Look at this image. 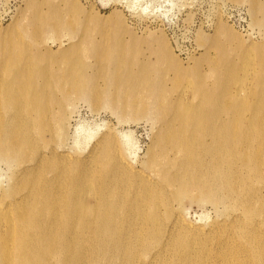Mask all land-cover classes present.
<instances>
[{
  "label": "bare ground",
  "instance_id": "6f19581e",
  "mask_svg": "<svg viewBox=\"0 0 264 264\" xmlns=\"http://www.w3.org/2000/svg\"><path fill=\"white\" fill-rule=\"evenodd\" d=\"M55 1L31 11L23 36L34 45L20 35L0 45V157L12 168L0 190V264H264V50L190 103L178 82L153 94L166 83L122 49L92 41L87 52L83 37L53 51L81 28ZM99 78L154 88L143 94L165 130L143 172L110 134L87 153L66 143L67 105ZM184 199L218 219L186 222Z\"/></svg>",
  "mask_w": 264,
  "mask_h": 264
},
{
  "label": "rangeland",
  "instance_id": "374dc122",
  "mask_svg": "<svg viewBox=\"0 0 264 264\" xmlns=\"http://www.w3.org/2000/svg\"><path fill=\"white\" fill-rule=\"evenodd\" d=\"M255 1L264 7V0H56V4L76 14L81 28L75 36L62 32L60 35L66 33L67 37L62 38V47L55 42L53 51L84 37L87 52L93 49L92 41L99 48L122 49L123 59L148 63L153 78L166 83L161 90L148 85L138 90L109 86L100 78L97 83L85 81V94L66 109L69 149L87 153L98 139L110 134L132 167L146 170L165 129L154 95L147 98L143 93L154 90L153 94H168L178 82L177 93L183 86H190V103H196L203 90L216 94L221 70L237 68L264 50V25L258 22L263 10L253 11ZM41 5L42 0H0V45L17 35L34 45L33 38L23 36V28L30 24L33 7ZM253 57L257 61L258 56ZM140 95L145 97L141 99ZM11 170L0 157V190L11 182ZM181 207L184 220L193 225L218 219L210 204L184 199Z\"/></svg>",
  "mask_w": 264,
  "mask_h": 264
}]
</instances>
